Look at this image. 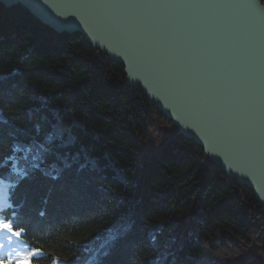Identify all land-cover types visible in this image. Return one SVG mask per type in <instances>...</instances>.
Instances as JSON below:
<instances>
[{"label": "trees", "instance_id": "1", "mask_svg": "<svg viewBox=\"0 0 264 264\" xmlns=\"http://www.w3.org/2000/svg\"><path fill=\"white\" fill-rule=\"evenodd\" d=\"M2 8L0 179L14 182L4 215L41 251L36 263L205 264L236 241L238 254L252 256L235 264H264V208L249 187L211 163L80 33L60 35L22 7ZM40 144L52 150L43 173L34 167ZM81 165L96 179L76 199L61 185Z\"/></svg>", "mask_w": 264, "mask_h": 264}, {"label": "water", "instance_id": "2", "mask_svg": "<svg viewBox=\"0 0 264 264\" xmlns=\"http://www.w3.org/2000/svg\"><path fill=\"white\" fill-rule=\"evenodd\" d=\"M80 33L264 208V2L0 0Z\"/></svg>", "mask_w": 264, "mask_h": 264}, {"label": "snow or ice", "instance_id": "3", "mask_svg": "<svg viewBox=\"0 0 264 264\" xmlns=\"http://www.w3.org/2000/svg\"><path fill=\"white\" fill-rule=\"evenodd\" d=\"M233 6L245 8L249 11V15H251L252 3L250 0H234ZM4 102L0 100V104ZM5 109L0 107V112H3ZM55 129L56 137L62 138L65 132L61 123H56L53 125ZM53 139V135L49 134L46 137V143L50 144ZM52 155V150L45 146V144H40L38 149V154L36 159L40 161L39 164L34 165L35 168L39 169L43 173V168L40 167L50 156ZM66 167H70V165H66ZM83 165L79 169H77V174L73 176L65 177L64 183L61 185V190H67L73 198L81 199L87 196L90 192L91 185L93 180L96 179L91 175H81V171L83 169ZM62 171V170H61ZM92 172L96 171V164L92 162ZM44 175H48V173H44ZM61 173L58 172L56 175L52 176V180H58L60 178ZM7 208H11V205H5L4 209H0V211L5 210ZM43 215V213H41ZM25 231L24 228H17L14 226L11 220L0 218V233L11 234V236L20 237L21 234ZM10 238V237H9ZM4 248L3 244H0V264H30L29 257L32 255L39 254V250H36L34 253H29L28 256H23L19 259L12 257L4 253L2 250Z\"/></svg>", "mask_w": 264, "mask_h": 264}, {"label": "rangeland", "instance_id": "4", "mask_svg": "<svg viewBox=\"0 0 264 264\" xmlns=\"http://www.w3.org/2000/svg\"><path fill=\"white\" fill-rule=\"evenodd\" d=\"M231 177V176H230ZM233 178V177H232ZM236 180V179H235ZM237 181V180H236ZM238 182V181H237ZM6 183H8L7 181H5V180H3V181H0V186H2V185H4V184H6ZM239 183V182H238ZM241 184V183H240ZM243 185V184H242ZM246 186V185H245ZM248 187V186H247ZM252 190V189H251ZM253 191V190H252ZM0 197L2 198V197H4L3 195H1L0 194ZM5 205H7L6 204V201H4V202H0V207H4ZM24 246L23 245H20L19 247H18V249L19 250H16L15 251V253H14V255H13V257L14 258H17V259H19V258H21V257H23V256H28V254L29 253H34V252H36V250H38V249H36V250H32V251H30V250H28V249H24V250H22L21 248H23ZM237 247H231V245H229V251H228V253L226 254V255H223L222 253H216L215 255H211V256H209V258H208V260H202L201 259V261L203 262H205V264H235L237 261H239V258H240V256H247V258L248 257H251L252 255H251V253H252V250L250 251H248V254L247 253H242V254H238V253H240V251L243 249V248H237ZM39 254H40V251H39ZM39 254H37V255H39ZM37 255H32V256H30L29 257V260H30V264H35L32 260H31V258L33 257V256H37ZM222 259H225L226 260V262L225 263H220V261L222 260ZM252 261V260H251ZM241 263V262H240ZM242 264V263H241Z\"/></svg>", "mask_w": 264, "mask_h": 264}, {"label": "bare ground", "instance_id": "5", "mask_svg": "<svg viewBox=\"0 0 264 264\" xmlns=\"http://www.w3.org/2000/svg\"><path fill=\"white\" fill-rule=\"evenodd\" d=\"M0 5L1 6H3V8L1 9V13H11L12 11H11V8H18V7H22V8H24L26 11H27V13H28V15L29 16H32V17H34L35 19H37L27 8H26V6H24V5H21V3H19V4H15V5H13V6H11V7H6V6H4L1 2H0ZM38 20V19H37ZM44 26H46V25H44ZM47 28H49V29H51L52 31H54L55 33H57V34H63V33H67V32H63V33H58V32H56L53 28H50V27H48V26H46ZM107 56V55H106ZM108 57V56H107ZM109 58V57H108ZM110 60H112L111 58H109ZM124 71V70H123ZM126 81V80H125ZM127 82V81H126ZM127 84L128 85H130L128 82H127ZM130 86H132V85H130ZM176 127V126H175ZM211 163H213V164H216L215 162H213L211 159L209 160ZM217 166H218V164H216ZM3 180H8L7 178H3V179H0V181H3ZM9 183H11V184H13L14 182L13 181H10L9 180ZM6 186V184H4V185H2V186H0V189L1 188H4ZM120 230H121V228H120ZM123 233H126V229L124 228V230H123ZM231 247H237V248H240L241 246H242V244H240V243H238V242H236V241H233V242H231ZM236 248V249H237ZM222 261H225V259H222ZM226 262V261H225Z\"/></svg>", "mask_w": 264, "mask_h": 264}]
</instances>
